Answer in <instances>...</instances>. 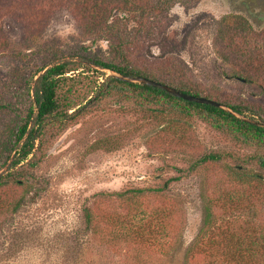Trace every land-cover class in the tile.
<instances>
[{
	"label": "rangeland",
	"instance_id": "1",
	"mask_svg": "<svg viewBox=\"0 0 264 264\" xmlns=\"http://www.w3.org/2000/svg\"><path fill=\"white\" fill-rule=\"evenodd\" d=\"M44 2L0 0V164L31 105L24 83L54 64L71 70L27 162L0 165V176L12 174L0 186V264H208L249 240L264 264V147L195 116L154 118L128 92L97 93L113 74L88 62L243 105L240 115L262 125L264 74L234 76L243 64L234 48L248 39L264 51V0L107 4L101 24L84 10L80 21L67 1ZM208 154L219 160L200 163ZM127 190L142 192L114 196Z\"/></svg>",
	"mask_w": 264,
	"mask_h": 264
},
{
	"label": "trees",
	"instance_id": "2",
	"mask_svg": "<svg viewBox=\"0 0 264 264\" xmlns=\"http://www.w3.org/2000/svg\"><path fill=\"white\" fill-rule=\"evenodd\" d=\"M44 4L47 7L56 2V4L61 5L64 2H68L69 10L72 14L77 13L78 19L83 21L82 12L90 14V19H100V24L104 22L103 15L106 12L107 4H113L118 10H123L125 6H129L131 10H138L140 7L137 0H44ZM43 2V1H42ZM142 3V4H141ZM141 5H147L148 0L141 1ZM82 4V5H81ZM45 7L42 6V8ZM150 9V8H149ZM148 9V10H149ZM141 10V8H140ZM1 11V9H0ZM150 11V10H149ZM3 12V11H2ZM81 12V14H80ZM148 12V11H147ZM126 18V17H125ZM264 18V15L258 16L256 19L260 20ZM84 19L86 17L84 16ZM127 19V18H126ZM143 23H147L152 20L150 16L143 17L141 19ZM118 21V18H115L109 25L103 26L97 30V34H107L111 29L114 28L115 22ZM1 33V26H0ZM254 36L251 37V39ZM244 40V39H243ZM259 46H255L251 43H248V39L242 42V46H236L235 56L237 59L242 60L243 64L240 66L242 71L236 73L237 69H233L234 76L239 75H254L259 72L264 74V51L259 49ZM91 64L94 66L110 71L114 74L130 76V77H143L156 81L161 84L170 86L169 83L160 82L154 77H150L145 73H142L138 69L128 66L120 65L113 62H104L96 59H88ZM69 63L63 62L54 64L48 68L39 69L35 72L32 77H30L24 83L25 93L29 95L31 93V105L28 107L24 119L20 125H18L11 132L12 141L9 144V147L5 149L3 154L2 162L0 165L4 164L6 160L10 158L9 168L16 167L22 162H25L28 159V156L31 154V151L34 148V142L38 139L42 124L45 118L54 114L58 108L56 102V89L58 83L61 79L64 78V75L71 71L67 69ZM241 79V78H240ZM243 80V79H242ZM171 83V82H170ZM264 85V82H261ZM259 85L260 88H263L262 85ZM175 90L190 95L194 97H202L209 99L211 101L217 102L215 99H212L210 96L202 95L196 91L184 89L180 87L175 88L170 86ZM264 89V88H263ZM103 90V91H102ZM112 91L116 92H128L123 93L126 95L124 98L127 99L130 96H133L137 99V106L144 107L145 105L148 108H151V113L154 118H163L165 115H171V120L174 122L180 118H189L195 116L196 118L206 122L214 129H224L231 133L234 137L241 139L247 145H257L259 147H264V127H259L250 123H246L232 114L223 111L222 109L214 108L209 105L196 104L189 101H184L178 98H174L169 94L149 86L140 85V84H131L126 82H121L112 77L107 78L106 84L101 87L97 93H109ZM121 94V93H120ZM225 105L230 111L235 114H243L248 112L247 108L239 104H225L223 102H218ZM155 105V107H153ZM154 108V109H153ZM174 125L176 123H173ZM18 146V147H17ZM13 150V154L9 157L10 153ZM219 160V156L215 154H208L199 159L200 163L207 161L215 162ZM27 162V161H26ZM258 165L264 167V158H259L257 160ZM33 165V163L31 164ZM12 174L8 173L6 176H0V186L8 182V179ZM178 180V177L168 179L163 185L162 188L155 189L157 192H161L163 188L167 186L169 182ZM141 190H131L124 191L122 193H116L114 196L125 197L126 195H135L140 194ZM20 201H17L14 206L11 208V213H14L17 207L19 206ZM13 216V215H11ZM208 213L206 212L204 219L202 221L203 225L208 223L207 221ZM264 238L259 237V242ZM237 254L232 253H219L209 255L208 264H256L255 257L249 253L254 252L255 248L258 246L256 241H246L240 242L237 245ZM216 247V245H213ZM252 249V251H251ZM253 262V263H252Z\"/></svg>",
	"mask_w": 264,
	"mask_h": 264
},
{
	"label": "water",
	"instance_id": "3",
	"mask_svg": "<svg viewBox=\"0 0 264 264\" xmlns=\"http://www.w3.org/2000/svg\"><path fill=\"white\" fill-rule=\"evenodd\" d=\"M110 73H112V72H110ZM112 74H113L111 76L112 78L117 79V80H119L121 82H126V83H131V84H140V85L149 86L151 88L159 89V90L169 94L170 96H172L174 98H178V99H181V100H184V101L193 102V103H196V104L209 105V106H212L214 108L222 109L223 111L232 114L234 117H236V118H238V119H240V120H242V121H244L246 123H250V124H253V125H256V126H259V127H264V124L261 125L259 123H256V122L252 121V120L246 119V118H244L243 116H241L239 114L233 113L232 111L227 109L225 106H223V105H221V104H219L217 102L211 101L209 99H205V98H202V97L190 96V95L181 93V92L175 90L174 88L168 87L165 84H161V83H158L156 81H153V80H150V79H146V78H143V77H130V76H124V75H119V74H114V73H112Z\"/></svg>",
	"mask_w": 264,
	"mask_h": 264
}]
</instances>
